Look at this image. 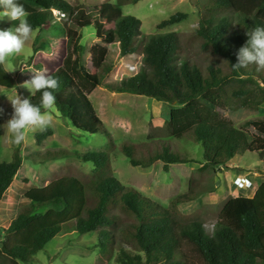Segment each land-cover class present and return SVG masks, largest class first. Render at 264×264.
I'll list each match as a JSON object with an SVG mask.
<instances>
[{"label":"trees","instance_id":"obj_1","mask_svg":"<svg viewBox=\"0 0 264 264\" xmlns=\"http://www.w3.org/2000/svg\"><path fill=\"white\" fill-rule=\"evenodd\" d=\"M138 1L106 0L95 8L72 5L66 0H18L30 13L27 19L33 30L52 26L53 32L65 37L62 64L48 74L59 79V87L54 90L56 109L77 130L109 136L89 94L104 87L115 93L146 96L171 105L161 138L181 139L191 134L203 148L202 168H228L229 161L245 153H256L264 163V119L236 127L217 110L227 106L260 110L264 106V70H257L254 64L232 68L237 63V50L248 40L247 33L264 26V0H204L200 4L198 28L190 34L199 38L204 53L219 60L205 67L182 57L179 33L142 34L141 21L121 10ZM186 18V12L178 11L156 28L162 30ZM10 22L15 27L19 24ZM89 26L94 27L99 40L89 49L92 71L83 63L80 32ZM112 44H118L120 56L140 53L142 66L117 83H103L112 70L107 63L108 45ZM0 87L14 88L4 65H0ZM41 96L42 92L34 90L29 98L39 106ZM155 128L153 132H160ZM52 134L51 128L37 132L36 143ZM132 146L131 142L125 143L121 152L137 167L142 163L133 157ZM21 151L19 144L10 161L0 162V203L22 166ZM53 155L58 156L49 151L41 161L53 159ZM77 156L92 162L94 173L62 175L25 192L27 206L9 223L5 240L0 242V264L34 262L66 226L79 235L96 234L99 252L117 264H264V181L251 197L225 200L207 235L202 221H188L177 207L213 192V187L201 186L164 206L134 187L123 185L112 175L106 154ZM155 161L163 162L166 172L173 164L190 162L165 141L161 149L150 150V160L143 166ZM111 209L119 214L111 213Z\"/></svg>","mask_w":264,"mask_h":264},{"label":"rangeland","instance_id":"obj_2","mask_svg":"<svg viewBox=\"0 0 264 264\" xmlns=\"http://www.w3.org/2000/svg\"><path fill=\"white\" fill-rule=\"evenodd\" d=\"M66 1L72 5L83 4L98 8L106 0ZM109 1L116 2V0ZM202 2L205 1L139 0L136 4L122 6L121 10L124 15H132L141 21L142 34L179 33L182 57L185 56L190 62L205 67L219 60L204 53L200 49L199 38L190 34L198 28L201 14L199 6ZM0 11L3 9L0 8ZM178 11L186 12L188 18L162 30L156 28L161 21ZM53 15L58 14L53 13ZM9 28L15 29L10 20L7 18L0 20V30ZM80 32L81 43L84 46L83 63L92 71L89 49L99 40L95 37L93 26L85 27ZM65 41L64 36H59L56 31L53 32L52 26L44 30H33L22 52L9 57L7 64L4 65L13 78L14 88L6 90L0 87V108L4 110L3 114H0V162L10 161L14 148L19 145L11 142L12 134L7 130L6 122L14 111L10 100L14 98L16 92L25 98H29L34 92L33 90L31 93L18 85L30 80L33 73L38 70L46 68L47 74H50L61 66L65 55ZM38 44L41 46L35 50ZM108 47L107 63L112 66V70L105 76L103 83H117L140 70L142 66L140 53L120 56L118 44ZM89 99L109 136L77 130L56 107L48 110L51 124L47 128H51L53 134L40 144L36 143L35 138L40 129L25 130L26 140L21 143L22 166L0 203V242L5 240V230L9 223L21 209L27 206L25 192L34 187L44 186L62 175L90 176L94 173V164L84 162L80 156H77L89 152H101L109 156L113 176L123 185L134 187L143 195L164 206H168L172 200L190 191H198L201 186L213 187V192L203 193L196 200L182 203L177 207L188 221L194 219L202 221L207 235L211 233L225 200L229 197L251 196L252 193L249 191L254 190L261 180L260 177L253 175V173L263 175L262 171H264V163L260 162L256 153L237 156L227 163L228 168H202L203 148L191 134L188 133L181 139L161 138L165 134L162 128L163 122L168 119L171 109V105L167 103L146 96L111 92L104 87L95 88L89 94ZM217 110L220 116L233 122L236 127H241L247 121L264 119V106L260 110L236 109L230 106ZM154 127L160 129V132H153ZM249 131L253 130L250 128ZM150 136L154 138L150 139ZM164 141L190 162L173 164L167 172L164 171L161 161L143 166L150 160V150L161 149ZM128 142L133 144V157L142 165L132 166L129 159L121 152L123 145ZM49 151L56 152L58 156L53 155V159L42 162L41 159ZM243 175L248 176L247 180H243L250 182L253 188L241 189L235 185V181L241 179L240 176ZM111 213L119 214L116 209H111ZM96 242V234L79 235L66 226L60 235L48 242L45 249L36 255L35 261L29 264H117L99 252L95 246ZM123 246L127 247L125 244Z\"/></svg>","mask_w":264,"mask_h":264},{"label":"clouds","instance_id":"obj_3","mask_svg":"<svg viewBox=\"0 0 264 264\" xmlns=\"http://www.w3.org/2000/svg\"><path fill=\"white\" fill-rule=\"evenodd\" d=\"M0 20L7 18L10 21H19L15 29L0 30V65H5L8 58L19 54L24 49L26 42L33 33V27L28 22L30 15L23 4L18 0H0ZM248 40L237 52V63L232 65L234 70L246 68L251 64L256 65L257 70H264V26H256L247 33ZM47 69L33 73L32 78L18 87L42 92L40 105H35L30 98L16 95L10 100L13 113L6 122L7 130L12 134L11 142L21 144L26 140L25 130H44L51 124V110L56 105L54 90L59 87V79L47 74ZM43 109V111H42ZM0 108V114H3Z\"/></svg>","mask_w":264,"mask_h":264},{"label":"built area","instance_id":"obj_4","mask_svg":"<svg viewBox=\"0 0 264 264\" xmlns=\"http://www.w3.org/2000/svg\"><path fill=\"white\" fill-rule=\"evenodd\" d=\"M54 13H56V14H58L57 16H61V17H64V14H61V13H59V12H54ZM246 180H243V179H237L236 181H235V185H237L239 188H253V186H252V184L250 183V182H248V181H246Z\"/></svg>","mask_w":264,"mask_h":264},{"label":"crops","instance_id":"obj_5","mask_svg":"<svg viewBox=\"0 0 264 264\" xmlns=\"http://www.w3.org/2000/svg\"><path fill=\"white\" fill-rule=\"evenodd\" d=\"M263 167H264V165H263ZM249 174V173H248ZM247 174V175H248ZM262 174L263 175H258L257 173H253V175L255 176V177H260L261 178V180H260V182L257 184V186L256 187H254V190H252V191H249V193L251 192L252 193V195L251 196H253V194H254V192H255V190H256V188L258 187V185L262 182V181H264V171H262ZM247 175H243V176H240V178L241 179H248V176ZM238 178H239V176H237ZM237 179V178H236ZM250 180H251V178H249ZM7 192V191H6ZM251 196H247V197H251Z\"/></svg>","mask_w":264,"mask_h":264}]
</instances>
